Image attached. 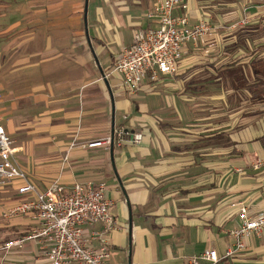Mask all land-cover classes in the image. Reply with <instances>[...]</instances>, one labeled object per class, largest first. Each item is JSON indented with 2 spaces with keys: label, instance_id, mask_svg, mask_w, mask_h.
Masks as SVG:
<instances>
[{
  "label": "crops",
  "instance_id": "1",
  "mask_svg": "<svg viewBox=\"0 0 264 264\" xmlns=\"http://www.w3.org/2000/svg\"><path fill=\"white\" fill-rule=\"evenodd\" d=\"M158 1L0 0V122L11 160L41 192L106 186L117 219L108 264L222 255L240 224L237 205L264 210V171L253 168L264 159V0H185L189 25L207 21L212 36L183 46L175 77L148 75L132 94L118 75L103 76L137 32L157 28L149 14ZM116 128L139 144L81 147ZM23 183L0 187V264L46 261L36 240L2 250L39 226L3 218ZM100 231L84 228L92 248ZM245 245L217 264H264V233Z\"/></svg>",
  "mask_w": 264,
  "mask_h": 264
},
{
  "label": "built area",
  "instance_id": "2",
  "mask_svg": "<svg viewBox=\"0 0 264 264\" xmlns=\"http://www.w3.org/2000/svg\"><path fill=\"white\" fill-rule=\"evenodd\" d=\"M176 10L183 14L175 15ZM186 10L185 0H159L149 14L150 18L156 20L157 28L137 32L132 44L116 57L112 69L103 78L118 75L125 89L133 94L148 75L151 80H157L159 76L175 77L183 46L189 41L213 34L207 21L190 26ZM139 142L140 135L116 128L108 136L81 147L121 148L127 144L138 145ZM76 146L77 143L73 141L69 149ZM13 153V141L0 122V187L17 180L24 182L17 189L21 196L19 202L7 209L3 218L32 217L39 226L29 236L6 243L2 250L22 247L26 240H36L45 253V264H108V236L117 229V219L112 212L113 203L105 196L106 186L88 182L76 183L66 189L53 184L45 191H38L13 164ZM253 168H263L264 171V159L255 163ZM237 213L240 224L228 232L233 242L225 253L218 255L215 250L208 249L199 256L186 259L185 264H199L200 260L217 264L243 252L246 240L264 233V210L251 216L243 205L238 204ZM96 225L101 227V231L95 233L99 246L92 248L83 233L86 226Z\"/></svg>",
  "mask_w": 264,
  "mask_h": 264
},
{
  "label": "trees",
  "instance_id": "3",
  "mask_svg": "<svg viewBox=\"0 0 264 264\" xmlns=\"http://www.w3.org/2000/svg\"><path fill=\"white\" fill-rule=\"evenodd\" d=\"M240 77H238L237 79H239ZM239 89V87L238 88H236V90H238Z\"/></svg>",
  "mask_w": 264,
  "mask_h": 264
}]
</instances>
